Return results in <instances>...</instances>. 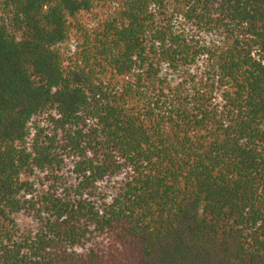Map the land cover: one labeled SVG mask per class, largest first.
I'll use <instances>...</instances> for the list:
<instances>
[{"label":"trees","instance_id":"trees-1","mask_svg":"<svg viewBox=\"0 0 264 264\" xmlns=\"http://www.w3.org/2000/svg\"><path fill=\"white\" fill-rule=\"evenodd\" d=\"M0 264H264V0H0Z\"/></svg>","mask_w":264,"mask_h":264}]
</instances>
